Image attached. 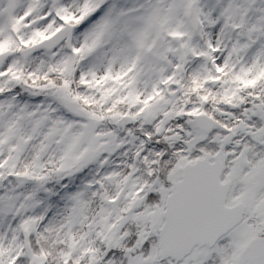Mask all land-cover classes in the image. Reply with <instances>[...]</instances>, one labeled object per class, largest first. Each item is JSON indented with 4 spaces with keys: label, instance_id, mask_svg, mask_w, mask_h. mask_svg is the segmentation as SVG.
Returning a JSON list of instances; mask_svg holds the SVG:
<instances>
[{
    "label": "snow or ice",
    "instance_id": "1",
    "mask_svg": "<svg viewBox=\"0 0 264 264\" xmlns=\"http://www.w3.org/2000/svg\"><path fill=\"white\" fill-rule=\"evenodd\" d=\"M0 264H264V0H0Z\"/></svg>",
    "mask_w": 264,
    "mask_h": 264
}]
</instances>
